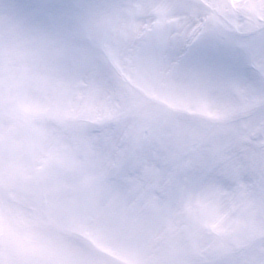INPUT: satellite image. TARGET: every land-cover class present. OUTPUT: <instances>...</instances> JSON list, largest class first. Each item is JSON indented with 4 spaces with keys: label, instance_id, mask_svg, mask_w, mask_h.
<instances>
[{
    "label": "rangeland",
    "instance_id": "obj_1",
    "mask_svg": "<svg viewBox=\"0 0 264 264\" xmlns=\"http://www.w3.org/2000/svg\"><path fill=\"white\" fill-rule=\"evenodd\" d=\"M217 2L221 16L236 14L228 0ZM178 5V0H0V195L16 190L11 201L0 198V216L20 211L11 206L20 194L30 203L51 188L53 195L34 202L49 200L51 221L65 229L70 210L80 204L65 243L67 264H264V83L255 76L258 87L247 89L250 79L243 67L264 40H254L257 48L251 60L246 57L249 61L241 57L227 63L217 56L207 64L202 48L187 70L173 64L166 68L170 46L163 42ZM261 15L264 3L254 18L242 20L241 30L258 26ZM119 20L120 31L132 24L135 33L127 49L120 42L122 32L115 37L110 63L121 62L127 76L140 73L138 57L151 47L165 73L159 83L161 72L154 73L147 63L145 88L151 89V100L165 106L149 101L132 111L90 71L96 56L106 54ZM146 22L153 27L143 39L139 26ZM216 44L215 36L204 43L208 51ZM261 60L254 63L263 68ZM241 71L237 96L235 91L218 93L205 102V82H218L225 90L230 74ZM170 72L178 76L165 85ZM195 78L210 80L196 85ZM93 90L97 94L85 105ZM86 107L94 111L90 118L84 115ZM252 108L259 110L234 120ZM190 109L200 116L190 115ZM123 114L132 129L127 137L121 131L123 143L116 144L113 124ZM75 120L94 126L113 121L99 143L90 138L97 137L96 129L78 143ZM169 128L170 149L169 141L155 145L153 139L162 141ZM235 144L242 150H235ZM101 155L104 171L84 179ZM169 156L165 166L161 161ZM140 166H145V179L134 182L135 174L142 178ZM40 184L46 188L39 189ZM105 186L113 188L103 201L99 193ZM8 224L9 216L0 225L5 237ZM205 233L213 235L212 241L205 240ZM10 246L15 248L8 242L0 248V264H14ZM52 247L40 241L30 264H61Z\"/></svg>",
    "mask_w": 264,
    "mask_h": 264
},
{
    "label": "bare ground",
    "instance_id": "obj_2",
    "mask_svg": "<svg viewBox=\"0 0 264 264\" xmlns=\"http://www.w3.org/2000/svg\"><path fill=\"white\" fill-rule=\"evenodd\" d=\"M121 27V24L118 25V29ZM114 45V40L112 39L110 42H109V48H112ZM135 180H137V178H135ZM105 197V195L103 196ZM201 197V196H200ZM223 206V205H222ZM222 206L218 209L217 213L220 212V209L222 208ZM214 217H217V214L214 216Z\"/></svg>",
    "mask_w": 264,
    "mask_h": 264
}]
</instances>
